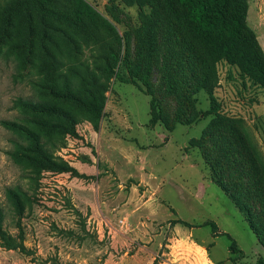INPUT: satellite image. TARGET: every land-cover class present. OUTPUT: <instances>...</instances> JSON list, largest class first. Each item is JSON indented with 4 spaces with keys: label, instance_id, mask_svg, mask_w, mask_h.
<instances>
[{
    "label": "rangeland",
    "instance_id": "374dc122",
    "mask_svg": "<svg viewBox=\"0 0 264 264\" xmlns=\"http://www.w3.org/2000/svg\"><path fill=\"white\" fill-rule=\"evenodd\" d=\"M11 1L0 0V18ZM86 1L97 17L79 28L0 19V264H232L225 234L176 218L214 220L243 251L238 264H254L264 255V89L239 66L212 62L176 0ZM52 5L73 15L72 0ZM125 58L150 68L162 117L152 126L143 82L107 78L108 65L129 76ZM62 73L90 90L107 82L99 116L50 94ZM26 100L70 108L74 133L38 125L45 115ZM1 120L33 131L50 169L27 159V136Z\"/></svg>",
    "mask_w": 264,
    "mask_h": 264
},
{
    "label": "trees",
    "instance_id": "16d2710c",
    "mask_svg": "<svg viewBox=\"0 0 264 264\" xmlns=\"http://www.w3.org/2000/svg\"><path fill=\"white\" fill-rule=\"evenodd\" d=\"M74 12L71 17L58 12L54 6V0H12L1 12V21L6 24L26 22L29 29L32 28V20L38 19L42 24L50 23L52 19L64 20L69 27L79 28L84 24L92 25L97 17L96 11L86 0H72ZM181 7V16L189 24L192 33L200 40L212 62L225 59L229 64H235L248 75L257 85L264 89V61L259 50L253 32L247 26V0H176ZM23 14V15H21ZM145 49L151 53L154 49L153 29L150 25L144 39ZM114 61L118 57L114 55ZM129 76L113 70L114 66H106L107 78L115 75L122 82L136 83L139 78L149 94L150 119L149 125H154L161 120V114L157 110L155 97L150 92L149 74L150 68L143 60L132 65L125 58L123 62ZM209 68V67H208ZM72 69V68H71ZM78 67L74 66L71 77L82 79ZM67 74L62 73L60 84H53L49 88L50 94L59 100L68 101L81 108L91 111L96 116L101 114L102 101L99 92L104 93L107 82L93 83L95 90H90L82 84L75 83ZM207 80L202 81L199 87H206ZM95 84V85H94ZM211 107H215L214 98L210 96ZM22 105L30 108L33 112L45 115L37 120L38 125L45 129H57L63 133L72 134L75 131L76 116L74 112L63 105L48 101H23ZM5 127L24 133L28 138V144L24 147L26 158L31 160L41 169H50L51 158L47 149L39 142L38 136L14 121L1 120ZM222 186V184H219ZM223 187V186H222ZM224 188V187H223ZM236 201V200H235ZM237 202V201H236ZM235 202V203H236ZM241 207V204L237 202ZM3 210L0 207V225L3 219ZM172 224H181L187 228L209 226L211 234L217 236L225 234L229 239L228 250L232 264H238L237 259L243 257V251L237 246L236 241L228 234L220 232L216 222L212 219L200 223L189 222L180 218L170 220ZM254 264H264V255L258 256Z\"/></svg>",
    "mask_w": 264,
    "mask_h": 264
},
{
    "label": "crops",
    "instance_id": "0c3cea01",
    "mask_svg": "<svg viewBox=\"0 0 264 264\" xmlns=\"http://www.w3.org/2000/svg\"><path fill=\"white\" fill-rule=\"evenodd\" d=\"M247 23L252 22L254 31H259L264 40V0H248ZM250 25V24H249ZM202 258V254L199 255Z\"/></svg>",
    "mask_w": 264,
    "mask_h": 264
}]
</instances>
